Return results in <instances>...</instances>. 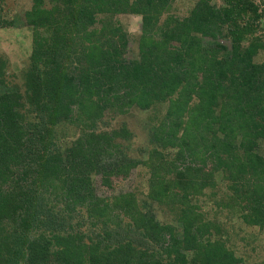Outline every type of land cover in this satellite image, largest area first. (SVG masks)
<instances>
[{
    "label": "trees",
    "instance_id": "16d2710c",
    "mask_svg": "<svg viewBox=\"0 0 264 264\" xmlns=\"http://www.w3.org/2000/svg\"><path fill=\"white\" fill-rule=\"evenodd\" d=\"M176 1L32 0L23 88L0 57V264H247L234 239L264 227V9ZM221 36L230 52L203 42ZM157 101L139 160L109 119Z\"/></svg>",
    "mask_w": 264,
    "mask_h": 264
},
{
    "label": "rangeland",
    "instance_id": "374dc122",
    "mask_svg": "<svg viewBox=\"0 0 264 264\" xmlns=\"http://www.w3.org/2000/svg\"><path fill=\"white\" fill-rule=\"evenodd\" d=\"M196 0H177L176 13H185L190 5ZM261 8L264 9V1L257 0ZM1 11L5 16L13 20L14 24L0 30V57L7 60L6 81L12 87L20 86L23 88L24 72L29 65L31 48L33 42V29L25 23V12L32 6V0H5L1 5ZM50 6V5H48ZM121 21L126 30L131 33H136L141 29V16L135 14L122 15ZM264 23V20H263ZM264 36V29L261 32ZM208 42L210 46H215L216 43L225 47L222 53L225 54L231 51L232 42L230 38L221 36L215 40L209 37L204 39V43ZM257 61H264L263 54L256 58ZM17 88V87H16ZM168 101H157L147 109H142L139 106H134L129 114L118 116L116 118H108L109 121L115 123V126L120 127L125 123L128 129L133 132L131 150L137 159H146L153 148L150 142L151 129L165 119ZM109 124V123H108ZM107 124V125H108ZM141 172H145L144 168H139L133 172L134 182L145 181L147 175L142 176ZM138 173L140 175H138ZM217 180L220 186L226 185V179L223 178V173L217 175ZM128 183L122 187V181H116L114 187L116 191L125 188ZM225 189V188H224ZM115 191V190H113ZM156 209L154 208L153 211ZM159 209H157V214ZM159 218L169 222L173 221V217L169 214L160 213ZM234 243L239 247L238 254L243 256L244 262L247 264H264V227L247 226L242 228L240 235L234 239Z\"/></svg>",
    "mask_w": 264,
    "mask_h": 264
}]
</instances>
